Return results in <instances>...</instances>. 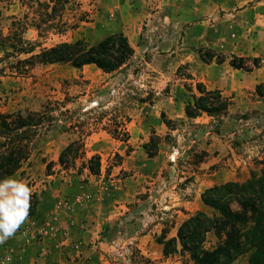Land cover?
Segmentation results:
<instances>
[{"label":"rangeland","instance_id":"1","mask_svg":"<svg viewBox=\"0 0 264 264\" xmlns=\"http://www.w3.org/2000/svg\"><path fill=\"white\" fill-rule=\"evenodd\" d=\"M24 1L0 0V29L6 35L20 20L24 38L47 47L77 39L96 43L121 27H154L157 11H173L167 0H70L46 24L56 30L40 37L26 21ZM176 2L183 7L182 0ZM201 4L192 0L187 15L193 27H211L194 13ZM200 56L207 60L211 52ZM253 59L244 58L245 67ZM167 60L137 55L110 74L95 65H39L23 76L11 72L13 58L0 61V112L62 103L55 111L57 130L39 137L10 176L32 188L31 213L0 244V264H191L180 247L164 256L158 239L175 237L188 217L210 211L201 198L207 188L243 182L262 168L264 83L256 86L257 102L248 111L230 105L224 115L189 118L185 106L192 93L199 95L198 82L188 65ZM160 70L170 78L164 80ZM169 92L175 95L170 105L160 103ZM70 121L72 129L61 127ZM74 141L61 165V153ZM98 163V174H92L88 167ZM228 172L239 180L224 181ZM213 241L209 235L206 245ZM234 264H247V256Z\"/></svg>","mask_w":264,"mask_h":264},{"label":"trees","instance_id":"2","mask_svg":"<svg viewBox=\"0 0 264 264\" xmlns=\"http://www.w3.org/2000/svg\"><path fill=\"white\" fill-rule=\"evenodd\" d=\"M69 1L27 0L23 2L28 8L24 16L42 37L54 29L46 24L55 20L56 12L64 9ZM25 28L24 22L18 20L6 35L0 29V61L13 58L11 72L19 76L35 66L49 64H68L74 68L95 65L104 73H113L127 64L134 54L122 32L96 43L77 39L47 47L26 40ZM21 55L25 57L20 58ZM244 61L243 57H233L231 65L251 70L245 67ZM252 64L257 66L258 60L254 58ZM196 89L199 95L192 93L191 100L186 102L187 117L195 118L203 113L220 116L228 112L231 101L219 90L207 89L200 82ZM61 104L58 100H49L39 111L0 112V179L12 176L21 168L39 137L57 130L59 120L55 111ZM61 127L69 130L73 123L70 121ZM76 142L61 153V165L65 164ZM260 163L262 168L253 170L243 182L230 181L207 188L201 198L210 211H197L188 217L180 224L175 237L158 239L163 245V255L177 252L180 247V253L187 255L191 264H234L243 255L247 256V264H264V160ZM88 169L92 174H98L99 163ZM209 235L214 241L207 246Z\"/></svg>","mask_w":264,"mask_h":264},{"label":"crops","instance_id":"3","mask_svg":"<svg viewBox=\"0 0 264 264\" xmlns=\"http://www.w3.org/2000/svg\"><path fill=\"white\" fill-rule=\"evenodd\" d=\"M167 1H172L173 11H157L151 24L154 27H121L118 30L128 38L134 49L133 57L140 55L159 61L167 58L177 66L188 65L192 77L207 89H217L229 98L233 110L248 111L251 104L257 102L256 86L264 83V0H202V10L194 13L204 16L200 24L211 27H193L187 15L188 11L189 16L193 12L192 0H182L183 7L179 3L175 6L178 0ZM209 9L210 16L217 17L215 24L208 16ZM170 24L176 27H164ZM139 37L144 39L142 44L135 43ZM204 50L211 52L207 60L200 56ZM218 56L221 59H217ZM233 57L248 58L249 63L251 58H256L260 63L250 66L251 70L235 68L231 65ZM159 73L164 80L170 78L163 70ZM170 96L175 95L169 92L160 103L167 101L169 106ZM226 176L224 181L239 180L235 172H228Z\"/></svg>","mask_w":264,"mask_h":264},{"label":"clouds","instance_id":"4","mask_svg":"<svg viewBox=\"0 0 264 264\" xmlns=\"http://www.w3.org/2000/svg\"><path fill=\"white\" fill-rule=\"evenodd\" d=\"M33 191L23 180L0 179V244L13 238L31 213Z\"/></svg>","mask_w":264,"mask_h":264}]
</instances>
